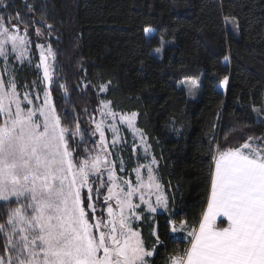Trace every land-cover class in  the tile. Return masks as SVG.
I'll return each instance as SVG.
<instances>
[{"label":"trees","instance_id":"obj_1","mask_svg":"<svg viewBox=\"0 0 264 264\" xmlns=\"http://www.w3.org/2000/svg\"><path fill=\"white\" fill-rule=\"evenodd\" d=\"M0 17L6 26L26 31L32 43L23 63L14 56L7 63L21 90L25 84L31 89L33 81L42 85L37 43L55 53L52 100L67 114L64 124L78 123L84 132L78 154L99 140L91 133L101 100L114 112L137 114L136 127L156 160L168 202V209L155 215L156 235L150 223L143 239L147 249L156 248L150 261L166 264L187 247L186 230L199 226L217 149L264 137L254 110L264 113V0H3ZM228 19L237 20L238 37ZM160 38L176 43L161 61L152 55ZM188 78L201 80L198 101L180 88ZM101 85L107 91L101 92ZM73 143H80L79 137ZM4 218L0 208V221ZM169 221L186 230L173 233ZM222 221L218 226H227Z\"/></svg>","mask_w":264,"mask_h":264},{"label":"snow or ice","instance_id":"obj_2","mask_svg":"<svg viewBox=\"0 0 264 264\" xmlns=\"http://www.w3.org/2000/svg\"><path fill=\"white\" fill-rule=\"evenodd\" d=\"M4 19L0 17V57L8 60L10 44L15 59L23 63L30 43L27 32L21 36L18 28L12 31ZM37 48L42 49L37 65L43 66L42 99L37 82L21 90L7 64L3 71L8 79L0 76V208L5 217L0 221V264H154L148 258L156 253L155 245L147 249L134 227L145 210L168 209L153 168L133 169L135 182L118 174L126 168L115 154L126 141L119 136L118 114L104 100L102 119L92 121L91 134L99 140L92 141L93 149L77 153L84 132L78 123L64 124L68 116L52 100L47 60L55 53L51 47ZM100 91H107V85ZM136 117L119 115V123L132 129ZM106 128L113 133L110 143ZM77 137L80 143L74 144ZM213 161L210 196L198 228L186 230L182 224L177 229L169 221L173 233L186 230L189 239L166 264H264V137H248L234 149L218 148ZM141 167H147L146 177ZM218 217L227 226H218Z\"/></svg>","mask_w":264,"mask_h":264},{"label":"rangeland","instance_id":"obj_3","mask_svg":"<svg viewBox=\"0 0 264 264\" xmlns=\"http://www.w3.org/2000/svg\"><path fill=\"white\" fill-rule=\"evenodd\" d=\"M227 21H228L229 27L231 29V33L235 37H238L239 36V29H238L237 20L236 19H228ZM6 27H9L12 31H16L17 28L19 29V27L17 25L6 26ZM19 34L21 36H23V35H25V32H23L19 29ZM27 38L29 39L30 43L27 46V52H26L25 60L28 58L29 55H31V52H32V43H31V40L28 37V35H27ZM37 44L42 45L44 51H46L48 48L47 46H44L41 42H39ZM175 44L176 43L174 40H167L165 38H160V46L153 50L152 55L154 57H156L157 60L161 61L163 59L165 49L168 47H173V46H175ZM7 48L9 50L8 60L5 61L3 57H0V76H3V78H5L4 74H3V65L7 64L12 56H14V57L16 56L15 53L11 52V45L10 44L7 45ZM157 49H159V51H157ZM37 50L39 52V59H40V53H41L42 49L37 48ZM39 64H40V62H39ZM47 64L49 65L50 75H51L52 81H53L54 59L49 57L47 60ZM225 64H229V61L226 60ZM39 68H40L41 73H42V81H43V66H41ZM5 80H7V79H5ZM51 85H52V83H51ZM51 85H50V89H51ZM44 86L45 85L42 82V85L40 86V88L38 87L36 89V91H40L41 99L43 98L42 89L44 88ZM201 87H202V83H201V80H199V79L188 78V79H184L180 83V88H182L183 90L186 91L188 98L192 101H198L200 99ZM226 88H227V84L223 83V85H221V87H220V90L225 93ZM37 103H39V102H37ZM262 107L264 108V97H263ZM254 110H255V114H256V120L259 123L264 124V113L262 112V109L259 107V108H255ZM115 113L118 114L116 124H117V127L119 128V136L122 137L124 141H126V143H122V144L118 145V147L121 148L122 151L115 154V156H119V157L123 158V160L125 162V168H126V172L118 173V174L120 176H126L127 178H129L133 182H135L136 173L133 171V169H135L137 166L151 165V167L153 168V174H154L156 181H157V177H156L157 164H151V161L154 158L150 152V148L148 146V143H147L143 133L140 130H138L136 127V121H135V127L132 129H129L126 124L119 123V115H123V114H121L119 112H115ZM101 119H102V117L100 116L97 119V121H100ZM136 120H137V117H136ZM105 135H106V141L108 143H110L112 136H113V133L106 128L105 129ZM141 137H143V138H141ZM134 147L136 149L135 153L133 152ZM113 158H115V157H113ZM130 167H132V169H130ZM118 168H119V161L117 160V169ZM127 173H129L130 175H127ZM141 174L145 177L147 176V167H141ZM160 192L165 197V194L163 192L162 187L160 189ZM150 199H151V202L153 204H155V190H153V194L151 195ZM136 202H138V199L136 200ZM137 211H140V210L138 209ZM164 211H165V209L163 207H158L157 211L154 213H149L145 210L142 213L143 218L135 221L134 227L141 233L142 239H143V227H144V225L154 223V227L152 229V232L153 233L157 232V228H156L157 224H155V218H156L155 215L157 213L164 212ZM143 241H144V245L146 247L145 240L143 239ZM150 258L151 257H149L148 259L150 260Z\"/></svg>","mask_w":264,"mask_h":264},{"label":"crops","instance_id":"obj_4","mask_svg":"<svg viewBox=\"0 0 264 264\" xmlns=\"http://www.w3.org/2000/svg\"><path fill=\"white\" fill-rule=\"evenodd\" d=\"M213 171H214V169H213ZM207 207V206H206ZM206 210V209H205ZM222 220H224V221H226V219L224 218V217H218L217 218V225H218V223L220 222V221H222ZM227 222V221H226Z\"/></svg>","mask_w":264,"mask_h":264}]
</instances>
